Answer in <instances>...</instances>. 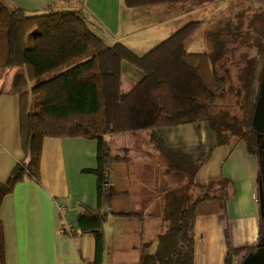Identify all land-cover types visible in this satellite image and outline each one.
<instances>
[{"label":"crops","instance_id":"crops-1","mask_svg":"<svg viewBox=\"0 0 264 264\" xmlns=\"http://www.w3.org/2000/svg\"><path fill=\"white\" fill-rule=\"evenodd\" d=\"M203 1L195 6L174 3L125 8L121 0H0L9 11L21 9L28 15L83 5L108 32V44L121 43L139 56L185 25L198 22L185 50L190 53L192 46L195 52L191 53H206L210 58L209 53L216 48L230 49V53L224 50L221 61H216L221 63L227 57V63L236 64L232 68L235 74L250 70L255 107L264 64V52L257 50L259 45L264 46V0ZM6 71L0 76V182L7 179L22 157L18 96L10 92L11 83L2 89ZM140 79L139 72L125 67L122 88L129 91ZM159 133L169 148L181 150L194 160L206 159L213 148L208 162L213 155L221 159L220 171L200 181L196 176V180L201 184L228 183L225 214L196 219L194 264H225L228 243L236 250L255 249L264 235L257 200L258 156L251 154L243 141L231 147L233 139L229 145L214 148L215 135L206 123L161 128ZM108 142L113 155L130 161L115 163L109 170L112 187L99 210L105 215L100 264H140L145 255L156 250L164 227L162 191L174 189L175 179L167 178L169 181L162 185L167 175L161 172L157 163L162 157L153 147L130 157V149H118L123 153L116 154L112 142ZM96 167V141L81 137L43 139L38 180L18 182L0 202L4 264H94L95 234L81 233L77 220L86 211L98 210L97 177L88 172ZM64 226L71 229L70 234L60 232Z\"/></svg>","mask_w":264,"mask_h":264},{"label":"trees","instance_id":"trees-1","mask_svg":"<svg viewBox=\"0 0 264 264\" xmlns=\"http://www.w3.org/2000/svg\"><path fill=\"white\" fill-rule=\"evenodd\" d=\"M202 1L121 0V3L125 8H139L174 3L195 6ZM199 25L198 22L185 25L139 56L121 43L108 44V32L83 5L28 15L21 9L9 11L0 2V76L7 69L17 68L10 92L18 96L22 154L7 179L0 182V202L18 182L28 178L38 180L44 138L81 137L96 141L97 167L88 172L97 177L98 210L81 214L77 224L81 233L95 234L94 264H100L105 215L99 210L106 193L105 173L115 163L130 161L113 155L105 137L150 130L151 144L166 162L163 171L166 180L185 172L189 174H183L181 179L187 176L189 181L181 186L174 181V189H163L164 227L155 252L145 255L140 264H194L196 219L225 214L228 183L201 184L196 180V171L210 158L213 148L206 160H194L181 150L169 148L159 130L206 123L215 135L214 148L229 145V139H233L231 147L243 141L248 151L257 155L249 141L254 136L250 121L255 100L250 70L245 68L235 74L232 68L236 64L227 63V57L217 63L216 59L225 56L224 50L230 53V49L216 48L213 59L206 53H188L185 43ZM257 50L264 52V46L259 45ZM78 60L81 62L76 63ZM125 67L135 69L141 79L123 92ZM62 68L66 69L45 79ZM189 165L193 169L190 172ZM250 251L233 249L228 243L225 264H240ZM0 264H4L1 222Z\"/></svg>","mask_w":264,"mask_h":264},{"label":"rangeland","instance_id":"rangeland-1","mask_svg":"<svg viewBox=\"0 0 264 264\" xmlns=\"http://www.w3.org/2000/svg\"><path fill=\"white\" fill-rule=\"evenodd\" d=\"M27 44H28V46L31 44V36L27 38ZM189 51H190V53L191 52H195L194 49L192 48V46L189 47ZM209 55H210V59L215 57V53H209ZM81 60L76 61V63L81 62ZM64 69H66V68L59 69V70H57L55 72H52V73L46 75L45 79L52 78L53 76H55L56 74H59ZM15 71H16L15 68H10V69H8L6 71V76L4 78V84L2 85V89L5 88V86H8L11 83V79L13 78V75H14ZM126 90L127 89L124 86L122 88V91L126 92ZM233 111L238 113V111L236 109H234ZM233 111L231 112V114H234ZM150 134H151L150 130H140V131H136V132L127 133L125 135H109V136L106 135L105 138L112 142V146L114 148L113 153L117 154V153H119L118 149H121V148L125 147V148L130 149V151H131L130 157H133V156L138 157L141 154V152H146L147 147H153V145L151 144V139H150L151 136H150ZM229 140L231 141V139H229ZM218 148H219V146L217 147V149ZM122 153L123 152L121 151L119 154H122ZM125 154L128 155V153H125ZM211 154H212V152H211ZM206 159H204V160H206ZM208 160L204 164H202V166H200L198 168V170L196 171V173H195V177L197 176L198 181H200L199 179H201V178H208V176H210V175L214 176L215 174H217L220 171L218 169V168H220L218 163L221 162V159L216 160V158L213 155V157L211 158V160L209 162H208ZM215 160H216V162H215ZM213 162L216 163V164L213 165ZM157 164L158 165L160 164L161 172H163L164 169H165V165H166V162L164 161V159L160 158V162H158ZM184 167H186V166H184ZM201 167H203V168H201ZM190 169H191V166L189 165L187 167V171L190 172L191 170H193V169H191V170ZM183 174H189V173L183 172V173L178 174L176 176V179H175V181L177 182V185L181 186L184 182H186V181L188 182L189 181L187 176L183 177V179H181ZM203 174H208V175H206L204 177ZM213 178H215V177H213ZM161 180H162V178H161ZM164 181H169V180H166V179L164 180L163 179L162 180V184H163ZM168 184H169V182H168ZM171 184H172L171 186L175 185V187H176V184H174V183H171ZM262 230L264 231V223H262Z\"/></svg>","mask_w":264,"mask_h":264},{"label":"water","instance_id":"water-1","mask_svg":"<svg viewBox=\"0 0 264 264\" xmlns=\"http://www.w3.org/2000/svg\"><path fill=\"white\" fill-rule=\"evenodd\" d=\"M251 126L256 132V137L258 140L264 137V64L262 69V75L259 83V89L257 93V98L255 102L253 117L251 121ZM260 148L264 149V141ZM260 162V173L264 178V152L261 150L258 155ZM257 200L259 205V210L261 218L264 214V186L262 185L260 179L257 181ZM240 264H264V235H262L252 251L248 252L242 259Z\"/></svg>","mask_w":264,"mask_h":264},{"label":"flooded vegetation","instance_id":"flooded-vegetation-1","mask_svg":"<svg viewBox=\"0 0 264 264\" xmlns=\"http://www.w3.org/2000/svg\"><path fill=\"white\" fill-rule=\"evenodd\" d=\"M258 89H259V85H258ZM251 121H252V120H251ZM250 125H251V124H250ZM251 128H252V131H253L254 136L251 137V138L249 139V141H250V143H251V147L256 151L257 156H258V155H259V152H260L261 150L264 152V149H263V148H262V149L260 148V146L262 145V141H264V137H263L262 139L258 140L257 137H256V132L254 131V129H253L252 126H251ZM258 179H260L262 185L264 186V178H263V176L261 175V173L258 175ZM259 211H260V210H259ZM260 217H261V214H260ZM261 219H262V222L264 223V214H263V218H261ZM263 234H264V231H263Z\"/></svg>","mask_w":264,"mask_h":264},{"label":"built area","instance_id":"built-area-1","mask_svg":"<svg viewBox=\"0 0 264 264\" xmlns=\"http://www.w3.org/2000/svg\"><path fill=\"white\" fill-rule=\"evenodd\" d=\"M105 178H106V182L104 183L103 189L105 190V192H107L112 187L111 181L109 179V173H105ZM60 211H62V209H60ZM60 232L62 234L63 233L70 234L71 233V229H69V227L64 226ZM82 264H85V263H82Z\"/></svg>","mask_w":264,"mask_h":264}]
</instances>
